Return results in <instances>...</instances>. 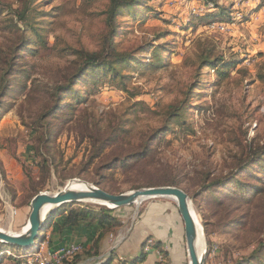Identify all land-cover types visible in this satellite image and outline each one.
<instances>
[{
	"label": "rangeland",
	"instance_id": "374dc122",
	"mask_svg": "<svg viewBox=\"0 0 264 264\" xmlns=\"http://www.w3.org/2000/svg\"><path fill=\"white\" fill-rule=\"evenodd\" d=\"M20 1L0 0V49L10 38L5 26L8 14L20 7ZM214 1V7L202 0L143 1L136 7L138 15L129 18L124 13L117 18L115 49L135 60L128 69L118 67L120 75L128 77L111 81L109 75L95 84L79 83L51 120L53 140L45 157L38 143L44 132L35 137L32 123L53 105L54 88L74 75L79 51H96L104 41L107 3L33 0L39 38L28 46L32 51L19 59V69L26 74L16 75L15 93L5 99L0 112V230L26 232L30 203L36 196L30 199L33 189L55 194L73 181L97 187L93 184L100 174L97 169L141 151L155 131L166 126L171 133L154 141L152 161L116 167L106 174L102 187L118 195L157 188L137 189L144 184L176 180L187 192L200 226L204 264H233L255 249L264 239V192L251 189H264V160L262 168L253 169L258 180L251 175L241 178V186L227 191L226 197L241 198L243 184H248L252 195L246 203L218 208L212 202H229L220 193L192 198L200 186L235 170L264 144V0ZM208 14L213 17L205 19ZM206 58L237 64L222 68L225 77L220 79L219 67L206 68ZM139 62L144 63L142 69ZM22 84H26L24 93L19 91ZM176 104H182L184 112L168 123L167 108ZM104 140L107 147L96 151ZM96 152L99 158L88 165ZM44 158L50 160L43 163ZM109 210L117 226L106 231L99 256L83 254L82 248L89 246L97 231L84 226L68 233L62 246L52 244L48 249L38 244L27 254L0 247V253L12 255L20 264H71L77 256L75 264H101L112 252L140 251L141 235L148 244L144 252L155 250L150 246L155 234L170 254L167 264H188L183 224L173 200L151 198ZM229 217H242L245 222L229 227ZM148 230L152 235H146ZM66 248L65 254L52 260ZM6 255L0 257V264H17ZM121 259L118 256L112 264Z\"/></svg>",
	"mask_w": 264,
	"mask_h": 264
},
{
	"label": "trees",
	"instance_id": "16d2710c",
	"mask_svg": "<svg viewBox=\"0 0 264 264\" xmlns=\"http://www.w3.org/2000/svg\"><path fill=\"white\" fill-rule=\"evenodd\" d=\"M104 1L107 3L105 11L103 12L105 15V23L107 28V34L104 38V41L96 51H79L74 60V75L71 77L68 83L54 88L53 92L51 93L52 98H55L53 105H51L45 112L40 113L36 121L32 123L33 133L35 134V137L39 136V134L41 136L44 132L43 139L41 137H38V143H40V146L45 149V157L50 155V144L53 140L51 120L57 116V114L62 110L63 107H65V101L74 94L75 87H77L79 83L86 84L88 82H91L95 84L98 78L107 77L109 75L111 81H123L128 76L120 75L118 67H124L128 69L129 67H131V63L135 62L130 54L119 53L115 49L114 39L118 33L115 21L117 20V18L123 16L124 13H126L129 18L138 15L139 13H136V7L139 5V3L149 0ZM32 2L33 0H21L20 7L15 10H11L7 17L8 24H6L5 26H9L8 34L10 35V38L7 39V45L5 46V49H0V55L2 57L0 61V112L4 108L5 99L7 97H13V93H15V86L18 84L17 79L15 78L16 75L20 73L26 74L24 69H19V59L24 53H30L32 51L28 46H30L33 39L39 38V34L37 32L38 28L35 27L36 24L34 22L36 11L35 7L32 6ZM202 2L205 6L211 5L212 7H214L213 5H215L214 0H202ZM211 17H213V15L208 14L205 16V19ZM14 40L15 43H13ZM39 44L41 46L44 44L41 38L39 39ZM153 51L155 53L157 52V49L154 48ZM139 63L140 65L138 69H142L144 63ZM236 64L237 62H226L222 59L210 60L206 58L204 60V65H207L206 68L212 69L216 68V66L219 67L218 69L216 68V71L220 79H223L225 77L224 73L221 71L222 68L228 69L230 67H234ZM26 77L27 76H25V78ZM262 80H264V78H262ZM32 81L35 83L37 80L33 78ZM25 88L26 84H22V89L20 87L19 91L24 93ZM9 108H11V106ZM184 109L185 108L182 106V104L168 106L166 111V122L169 123L180 118V116L184 112ZM169 133H171L170 128L164 126L163 128L155 131L152 138L145 142V146L142 145L138 149H142L141 151L137 150L138 152L130 153L123 158L117 157L113 162H108L104 166L97 169V172L100 174L98 176V181L93 182V184L98 188H101V190L113 194L111 190L102 187V185L104 184L103 182L107 180L106 174L118 166H121V168L126 167L127 169L132 167V165H140L152 161L154 157L152 153V144L155 140H157V138L161 137V135L164 136L165 134L167 135ZM100 143L102 144V146L96 151L102 152V150L106 148L107 145L105 144V140ZM36 153L37 155H42L41 152ZM97 158H99V154L96 152L88 160V165H90L93 160ZM49 160V158H44L43 163ZM263 160L264 144L257 146L253 150L251 156L243 161L235 170L216 179L209 180L207 184L200 186L198 190L193 192L192 198L194 200H197V198L199 197L204 198L208 195L216 196L215 193H220L223 195L222 198L229 200V202L224 204L223 200H217V198V201L212 202L215 207H228L230 204H234L236 202H239L240 204L246 203V201H248L249 197L252 195L249 190L250 186L248 184H243V191L241 192L242 195L240 196L241 198L234 199L232 197H226L228 194L227 191L232 187L241 186V178H245L251 175L252 178L258 180V177L255 176L256 171H254L253 173V169H255L254 166L258 167L259 169L262 168L261 163ZM165 186L180 188L184 190V192H186L185 189L181 187V184L176 180L150 184L148 183L138 186L137 189L143 187ZM252 190H255L259 193L264 192V189L258 187L255 188L254 186H252L251 191ZM32 191L33 194L31 195L30 199H32L40 192V190L37 189H33ZM110 212L111 210L106 208L95 209L81 204L61 205L53 210L50 217L41 226L37 237L34 239V248L28 249L23 247H13V249L18 250L23 254H27L31 250L35 249L38 244L47 245L48 249H50L52 244H60L59 246H62L64 245V237L68 233H70L74 229H78L84 226L92 229L97 228V231L95 236L90 240L89 246H87L86 248H82L83 254L86 257L99 256L103 247L102 238L107 233L106 231H110L117 226L115 218L110 215ZM241 218L242 217H229V227L243 225L245 221H243ZM161 244V241L155 240L154 243L150 246L155 249V251H157L163 259H166L167 264V259L170 260V254L166 250L161 248ZM146 245H148L147 241L143 240L140 244L141 247L139 254L128 259H121L119 264L143 263L147 256L146 252H144V248L146 247ZM0 247L12 248V246L2 243H0ZM5 255V252L0 253V257ZM6 256L8 257V260L15 261L17 264H20L21 262V260L14 258L12 255ZM118 256L119 255L117 253L112 252L110 255V259L101 264H112L114 260L118 259ZM77 258L79 257H74L71 264H75L77 262ZM64 263L65 261L63 262V264ZM164 263L165 262H163V260H159L156 262V264ZM233 264H264V239L258 242L255 249L249 255L234 261Z\"/></svg>",
	"mask_w": 264,
	"mask_h": 264
},
{
	"label": "water",
	"instance_id": "95a60500",
	"mask_svg": "<svg viewBox=\"0 0 264 264\" xmlns=\"http://www.w3.org/2000/svg\"><path fill=\"white\" fill-rule=\"evenodd\" d=\"M77 182V181H73ZM71 182V183H73ZM69 183L66 188L55 194L39 193L30 203V213L27 221V230L21 234H10L0 230V243L12 247L34 248L37 234L50 217L53 210L64 204H95L107 209L123 208L151 198L171 199L175 202L178 214L183 224L184 239L186 243L188 264H204L205 251L198 254V223L195 222L188 195L180 188L157 187L135 190L124 194H110L97 187L77 182L85 187V190H74ZM75 184V185H77ZM197 221V220H196ZM198 224V225H197ZM200 227V226H199ZM204 245V239L202 236ZM205 250V249H204Z\"/></svg>",
	"mask_w": 264,
	"mask_h": 264
},
{
	"label": "crops",
	"instance_id": "0c3cea01",
	"mask_svg": "<svg viewBox=\"0 0 264 264\" xmlns=\"http://www.w3.org/2000/svg\"><path fill=\"white\" fill-rule=\"evenodd\" d=\"M152 233H153L152 231L148 230V232H146V235L147 234L152 235ZM154 236H155L154 239L157 240V236L155 234H154ZM144 237H145V235H141V238L138 239V241H137L138 246H140L141 241ZM136 248H137V245H136ZM124 251H125V253L122 251L124 254L122 253V255H119L122 259H128L132 256H136L140 252V251H138V248L134 249L133 251H130V250H124ZM146 254H147V256H146L145 261L143 263H140V264H156V262L158 261V257H159L158 253L155 250L151 249V250H148V252Z\"/></svg>",
	"mask_w": 264,
	"mask_h": 264
},
{
	"label": "bare ground",
	"instance_id": "6f19581e",
	"mask_svg": "<svg viewBox=\"0 0 264 264\" xmlns=\"http://www.w3.org/2000/svg\"><path fill=\"white\" fill-rule=\"evenodd\" d=\"M75 184H77V182H73V183H71L70 184V187L72 188V189H74V190H85V187L84 186H82V185H75ZM194 218V220H195V222H197L196 221V219H195V217H193ZM198 223V222H197ZM198 225V224H197ZM27 228H28V226H27ZM26 228V229H27ZM200 232V227H199V225H198V233ZM197 250H198V254L199 255H202L203 254V252H204V247H203V241H202V235H201V233H199V236H198V242H197Z\"/></svg>",
	"mask_w": 264,
	"mask_h": 264
},
{
	"label": "built area",
	"instance_id": "2783aa9c",
	"mask_svg": "<svg viewBox=\"0 0 264 264\" xmlns=\"http://www.w3.org/2000/svg\"><path fill=\"white\" fill-rule=\"evenodd\" d=\"M73 247V246H72ZM71 248V247H70ZM69 248H66V249H62L61 250V252L60 253H58V254H56V256L55 257H53V259L52 260H54L58 255H60V254H65L66 253V251L68 250ZM51 260V261H52ZM48 264H49V262H48Z\"/></svg>",
	"mask_w": 264,
	"mask_h": 264
}]
</instances>
